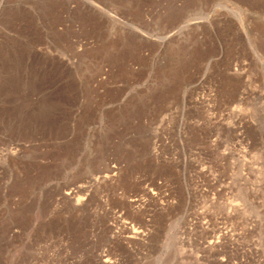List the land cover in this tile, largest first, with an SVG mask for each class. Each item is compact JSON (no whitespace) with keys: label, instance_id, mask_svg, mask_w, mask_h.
<instances>
[{"label":"rangeland","instance_id":"rangeland-1","mask_svg":"<svg viewBox=\"0 0 264 264\" xmlns=\"http://www.w3.org/2000/svg\"><path fill=\"white\" fill-rule=\"evenodd\" d=\"M0 264H264V0H0Z\"/></svg>","mask_w":264,"mask_h":264}]
</instances>
